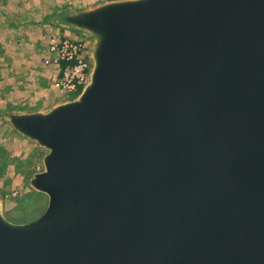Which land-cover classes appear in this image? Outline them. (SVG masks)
Instances as JSON below:
<instances>
[{"label": "water", "instance_id": "1", "mask_svg": "<svg viewBox=\"0 0 264 264\" xmlns=\"http://www.w3.org/2000/svg\"><path fill=\"white\" fill-rule=\"evenodd\" d=\"M81 92L5 116L39 151L41 216L0 264H264V0H103Z\"/></svg>", "mask_w": 264, "mask_h": 264}, {"label": "rangeland", "instance_id": "2", "mask_svg": "<svg viewBox=\"0 0 264 264\" xmlns=\"http://www.w3.org/2000/svg\"><path fill=\"white\" fill-rule=\"evenodd\" d=\"M28 5V0H0V10L9 13L0 12V51L1 47L5 49L0 53V68L6 74L5 66H14L0 93V194L4 198L3 216L13 224L38 219L46 209L47 197L27 186L30 175L40 171L41 151L14 134L5 116L13 111H28L24 108L30 103L44 99L49 74L41 65L39 50L51 34L61 29L53 20L48 21L53 12L35 17L28 14ZM17 12L19 16L14 15ZM11 96L21 98V108L18 103L8 104Z\"/></svg>", "mask_w": 264, "mask_h": 264}, {"label": "built area", "instance_id": "3", "mask_svg": "<svg viewBox=\"0 0 264 264\" xmlns=\"http://www.w3.org/2000/svg\"><path fill=\"white\" fill-rule=\"evenodd\" d=\"M87 49L88 40L73 33L71 37L52 34L39 51L42 67L57 70L54 88L60 100L75 98L86 83L90 70Z\"/></svg>", "mask_w": 264, "mask_h": 264}, {"label": "crops", "instance_id": "4", "mask_svg": "<svg viewBox=\"0 0 264 264\" xmlns=\"http://www.w3.org/2000/svg\"><path fill=\"white\" fill-rule=\"evenodd\" d=\"M101 1H103V0H28L29 5H28V9H26V10H27L29 15H34L35 17H44V16H47L53 12L52 16H50V19L48 21L52 22L51 20H53V22H56V20L54 21V19L59 18L58 14L60 12H67L69 10H74V9H79V8L84 9V8L90 7L94 4H97ZM18 11H21V10H18ZM0 12H2L4 15L9 14L3 9H1ZM18 13L19 12L14 13V15L19 16ZM7 17L11 18V16H7ZM55 33L58 35H63V36H68V37H71V34H73V33H70V31L64 30L62 28L59 29L58 33L57 32H55ZM45 44L43 43V45H41L40 50ZM2 51L3 52L5 51L4 47H1L0 53ZM13 67L14 66H12V65H6L5 66L6 74L0 68V93H2L1 90L4 88V85L6 83L5 78L7 76H12L11 75V72H12L11 69ZM9 71H11L10 74H9ZM47 71L49 74L47 77V81H46L48 83V85H47L46 89L44 90L46 92L44 94V99L39 100L37 102L35 101L34 102L35 104H33V102L30 103V106H28L27 108H24V110L30 111V110H37V109H45V108H48L51 105L55 104L56 102L60 101V98H58L57 92L54 88V81H55V77L57 74V70L54 68H48ZM7 101H8V104L9 103H11V104H17L18 103L17 106L19 108H21L20 106L22 105V103H21L22 100L20 97L17 98V96H11L10 99H9V97L7 98Z\"/></svg>", "mask_w": 264, "mask_h": 264}, {"label": "trees", "instance_id": "5", "mask_svg": "<svg viewBox=\"0 0 264 264\" xmlns=\"http://www.w3.org/2000/svg\"><path fill=\"white\" fill-rule=\"evenodd\" d=\"M55 20H61V21H62V20H64V18H62V17H60V18H55L54 21H55Z\"/></svg>", "mask_w": 264, "mask_h": 264}]
</instances>
